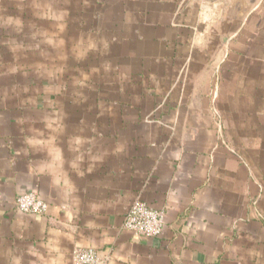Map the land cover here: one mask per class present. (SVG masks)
Wrapping results in <instances>:
<instances>
[{
    "label": "crops",
    "instance_id": "crops-1",
    "mask_svg": "<svg viewBox=\"0 0 264 264\" xmlns=\"http://www.w3.org/2000/svg\"><path fill=\"white\" fill-rule=\"evenodd\" d=\"M136 201L159 238L124 229ZM80 248L264 264V0L0 3V264Z\"/></svg>",
    "mask_w": 264,
    "mask_h": 264
},
{
    "label": "built area",
    "instance_id": "built-area-1",
    "mask_svg": "<svg viewBox=\"0 0 264 264\" xmlns=\"http://www.w3.org/2000/svg\"><path fill=\"white\" fill-rule=\"evenodd\" d=\"M4 0H0V3ZM19 211L29 215H42L48 209V203L36 192H26L16 199ZM166 225V213L149 206L145 202H134L126 214L124 229L139 238H159ZM74 264H104L98 251L92 248H80L73 252Z\"/></svg>",
    "mask_w": 264,
    "mask_h": 264
}]
</instances>
